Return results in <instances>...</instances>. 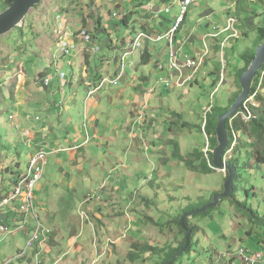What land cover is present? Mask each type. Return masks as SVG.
Masks as SVG:
<instances>
[{
  "label": "rangeland",
  "instance_id": "1",
  "mask_svg": "<svg viewBox=\"0 0 264 264\" xmlns=\"http://www.w3.org/2000/svg\"><path fill=\"white\" fill-rule=\"evenodd\" d=\"M145 3L149 1L42 0L28 14L21 27L0 36V77L5 74L6 62L13 60L10 63L22 64L28 60V73L36 71L37 74L49 75L52 69V85L56 93H63L62 99L59 96L56 98V110L52 109L56 111L55 122L47 121L53 116L40 106H34L30 111V123L32 127L36 125V132L42 130L45 123L56 128L57 132L61 118L64 119V126L59 133L64 137L68 127L63 104L77 92L70 85L61 84L57 77L62 73H73V68L67 64L71 57H62L57 50L59 46L53 30L60 25L64 27L59 21L60 16L64 24L67 23L70 34L74 35L81 29L88 31L93 38V46L99 48L92 53H83L91 55L90 75L115 78L121 59L120 47L130 41L134 24L125 25L122 19L134 11V20L139 21ZM4 9L5 0H0V13ZM115 12L122 17L114 18ZM178 13V6L175 5L171 14H162L161 17L171 18ZM230 17L238 20L235 31L230 32H236L235 37L222 32ZM263 17L264 0H197L184 25L189 32H183V35L193 36L191 54L200 51L202 39L210 35L207 39L210 53L196 81L184 89L168 90L159 85L156 68L159 59L164 61L167 43H150L152 60L149 64L141 62L143 51L136 52L128 57L126 75L119 86L107 85L96 95H101L99 109L90 108L88 114L99 115L97 118L101 119V124L97 126L98 138H95L93 130H89L93 124L85 125L87 88L84 83H74L78 88L79 102L78 107L72 109L76 111L79 128L82 127L83 132H88L91 137L90 143L80 151L78 161H84L81 155H86L87 159L92 158L97 164L85 159L84 163L79 162L82 170L75 169L67 151L51 152V136L45 134L46 143L37 140L42 147L39 149L47 150L49 156L43 177L36 187L34 205L42 223L55 232V237L61 238L62 248L55 253V264H162L168 250L180 244L185 235L180 233L177 220L180 222L183 215L199 210L215 194H220L226 176L216 169L203 173L201 169L207 161L204 162L202 155L193 159L200 172L191 171L184 159H188L194 151L204 154L206 146H210L211 137L203 131L204 119L208 115L212 117L217 108L229 107L240 92L238 73L245 67V55L260 45L258 28L263 25ZM135 26L139 29V24ZM182 31L183 28L179 35ZM68 41L77 46L80 44L74 37H69ZM190 43L184 44V50ZM47 48L48 54L45 55ZM75 52L72 50L71 54ZM57 60L62 63L58 73ZM76 72L80 73L79 68L75 69ZM222 78L223 82L219 85ZM8 86L16 91L17 81L10 80ZM9 89H0L3 95L0 101L6 109L0 114V204L10 191L13 172L19 169V164L22 169L25 167L28 155L19 125L16 124L18 129L16 126L11 129L8 122V109L13 108ZM137 91L142 98L150 96L145 102L148 105L145 113L147 119H155V126L148 125L146 130L143 128L144 119H129V128L123 120V114H129V106L118 93L125 92L131 96ZM260 95L264 97V89L260 90ZM250 103L260 106L258 98ZM144 118L146 120V115ZM116 132L120 135L118 147L113 143ZM240 139L241 143L247 144L246 138L241 136ZM68 145L63 142L61 148ZM174 152L178 153L177 157ZM7 156L10 159H6ZM231 156L229 152L227 158ZM234 157L240 160L243 168L239 180L235 182L234 198L254 209L262 223H251L241 216L230 199L223 198L216 207L188 218L193 227L191 245L181 253L176 264H234L232 256L235 255L228 253H237L241 247L250 254L257 250L264 252V163L257 167L248 147ZM8 166L10 170H7ZM88 195L99 196L100 199L85 202ZM6 211L7 208H4L1 213ZM94 214H99L103 223L111 224L106 236L95 233L94 228L98 225ZM145 217L153 219L154 223L148 222ZM29 224L31 227L35 225L32 221ZM126 227L129 228L124 232ZM71 238L77 242L74 250L77 249L78 255L69 250L67 241ZM108 239L114 243L109 244ZM135 245L137 248L133 247ZM142 246L155 250H142ZM25 248L26 239L22 232L15 235L0 233V264L12 259V264H23L15 257ZM130 251L135 252L133 261L128 254ZM28 254H31L30 250ZM70 254L73 256L70 257ZM236 264L243 263L238 261Z\"/></svg>",
  "mask_w": 264,
  "mask_h": 264
},
{
  "label": "crops",
  "instance_id": "2",
  "mask_svg": "<svg viewBox=\"0 0 264 264\" xmlns=\"http://www.w3.org/2000/svg\"><path fill=\"white\" fill-rule=\"evenodd\" d=\"M147 0H145L146 2ZM150 1V0H148ZM166 3L169 0H161V2ZM158 3L156 4V6L158 8H162V4L164 3ZM146 4V3H145ZM144 4V5H145ZM144 5H142L141 10L143 11L140 15H139V21L138 20H134V11H131L130 14V20L129 23H134L133 24V28L136 30H142V26L143 24L146 22L147 26H143V30L145 31H150L152 33H160L163 32L165 30H167L170 26L171 23L173 22L174 17L176 16V14L171 15V18H167V17H157V18H153L145 9H143ZM60 16V15H58ZM57 16V17H58ZM170 17V16H168ZM59 21H61V23H63L64 27V31H66L70 37H72V34H70L67 30H68V26L67 23L66 25L64 24V22L62 21V17L60 16ZM188 21V17L186 22ZM83 23L85 24V19H83ZM139 24V29L136 28L135 24ZM186 24V23H185ZM85 26V25H84ZM100 26V23H99ZM83 30V29H81ZM133 30V29H132ZM54 31V30H53ZM80 31V30H79ZM77 31V32H79ZM76 32V33H77ZM183 32H189L187 29L184 28L183 26V31L182 34L179 35V42H182L185 44H189L192 41V38L189 39V41L184 40L186 37H184ZM183 36V37H182ZM197 46V45H196ZM82 46L79 45L77 46L78 49H80ZM121 48V47H120ZM77 51L72 55L70 54L69 57H71L69 59V61L67 60V64L69 66H71L73 68V73L71 75H66L64 73L59 74L58 79L60 80L59 82L61 84H66V85H70L72 88H74L75 90H77V92L74 93V96L72 97V99H69V97L66 100V104L64 103V110L66 112V117H65V124H66V128L68 127L66 133L64 134L65 136L63 137L62 134L59 133V131L62 130V126H64V119L62 120L61 118H59L58 122L60 123V126L58 127V131L56 132V128H51L50 125H46V123L43 126V129L40 130L39 132H36L35 130L37 129L34 125L32 127V124L30 123V111L33 110L34 106H40L41 109L44 108L45 110H47L48 112H51L53 118L50 119L48 118L47 121L49 122H55L56 121V111H53L52 109L56 110L57 104H56V98L57 96H59L61 99L63 97V93L62 92H58L56 93V89L53 87V83H51L50 86H46L45 82L47 80H51L52 77V69L50 70L49 75H46V73H39L37 74L36 71H30L28 73L26 66L29 64L28 60H26L27 62H23L22 64H19L18 62L15 63H10L13 60H10L9 62H6L5 64V74L0 77V89L2 87H7L9 89V82L12 79H15V81H17V90L15 91V89L10 90L9 92L11 94V102H12V107L13 108H9L8 112H9V123L11 124V129H14L16 124L19 125L20 130L22 131V135H23V142L27 147V151H28V155H27V159L25 161V169L27 166V163L31 157V155L37 151L39 148H42L41 145H39L37 143V140H43L45 143L47 141V138L45 136L49 135L51 136L52 142H53V147L51 148V152L52 153H58L60 152V149H64L65 151L68 152L69 154V160L71 161L72 164H75V167L73 168H77L79 170H82V167L79 165L81 162L84 163L85 159H87L86 155H81L84 156V161H78V156L80 155V151L84 150L86 148L84 144L85 141V137L86 134L83 132L82 127H80V124L76 121V111L73 110L72 108L74 106L78 105V96H79V92H78V88L77 86L74 85V83H84V85L87 88L88 91V86L90 84H92L93 82H95L96 80L100 79L101 77H103V75H90L89 73V67L91 64V55L88 54H81L79 53V51ZM147 49L150 50L149 46L147 45ZM193 43L191 42L189 47H186L184 52H193ZM58 50V49H57ZM48 54V48L46 50V54ZM166 54H167V48L165 51V55H163V60L165 61L166 59ZM55 56V55H54ZM54 56H53V63L55 64V60H54ZM165 57V58H164ZM67 58V56H66ZM65 58V59H66ZM159 61H162V59ZM158 61V62H159ZM60 61L57 60L56 62V69H57V73L60 70ZM79 68L80 73H75V69ZM51 74V75H50ZM125 78V77H124ZM54 79V78H53ZM149 80H147L148 82ZM53 82V81H52ZM146 83V82H144ZM131 86V83H130ZM152 91V90H151ZM149 92L151 97L154 96L153 92ZM135 95H131V96H127V94L125 92H120L118 93V96L120 97L121 100H125V103L129 106V114H123V120L125 121L126 126L129 128L130 124H129V119H135L137 120L139 115H146V120L144 118L143 122V128L144 130H146V126L148 125H153L155 126V119H147V113H145L146 111H148V107L146 109H143V106L145 104V102L148 100L147 97L150 96H145L144 98H142V95L137 91L135 92ZM0 96L3 97L2 94H0ZM94 98L93 102L92 99ZM91 99H88L86 96L85 99V112H84V118H86L87 121V125L88 124H93V126L90 127L89 130H93L94 132V136L95 138H98V130H97V126H99L101 124V119L97 118V115H89V109H99V103L101 102V95H98L96 97H93ZM1 100V98H0ZM144 100V103H142ZM110 102L112 103L113 101L110 100ZM78 107V106H77ZM133 108V109H132ZM6 109L5 107H3V104H1L0 101V114L2 112H4ZM65 114V113H64ZM76 122V123H75ZM141 123V122H140ZM84 126V125H83ZM18 127V126H16ZM75 130L73 132H71L70 130ZM28 134L27 137H25L24 135ZM115 137V139L113 140L114 146L118 147L119 144V137L120 135L116 134L113 136ZM67 138V139H65ZM65 139V141H63ZM67 143L69 144L68 147L65 148H61L62 143ZM43 146V145H42ZM47 151V150H46ZM48 152V151H47ZM164 153V152H161ZM6 159H10L8 156L6 157ZM163 160V158H161ZM88 162H93L94 164L95 161L92 158H88L87 159ZM3 166V165H2ZM1 168V167H0ZM23 168V169H24ZM21 167V164H19V169L16 172H13L15 175L16 174H22L24 173L25 169L23 170ZM2 170H4L2 168ZM7 170H10V167H7ZM14 175V176H15ZM14 179V177H13ZM75 182L72 183V185H74ZM10 187V186H9ZM134 207L136 206V203H133ZM93 218H95L97 220V225L95 226L94 230L95 233H97L98 235H104L108 234L111 230V224L107 223V222H102L101 217L99 216V214H94ZM148 217H145V219L147 220ZM148 222H152L154 223L153 219L148 218ZM22 222V218L21 216H19L17 214V212L11 210L10 208L7 209V211L4 213H1L0 210V226H4L9 228L10 230H14V228L17 225H21ZM92 226V225H91ZM99 228V231H98ZM33 227L30 226L29 222H28V231L27 234L25 231L22 230H18L15 228L14 230V235L16 233H23L24 238L27 239L29 238V235L32 233ZM1 233V232H0ZM110 240V239H108ZM84 241V240H82ZM69 243V250L73 251L74 250V246L76 245V241L75 239L71 238L67 241V245ZM62 248L61 245V238L59 236L55 237V232L53 233L52 231V235L49 238L48 243L46 244V246H44L43 251L41 252L40 255V259L43 261L44 264H55V262H53V260H55V253L58 252L60 249ZM74 255H78V251L77 249L74 250ZM68 255V254H67ZM66 255V256H67ZM62 256V255H61ZM65 256V257H66ZM73 256V254H70V257ZM34 252L31 251V254H28V256L24 259L23 264H34ZM29 262V263H28ZM264 264V263H263Z\"/></svg>",
  "mask_w": 264,
  "mask_h": 264
},
{
  "label": "built area",
  "instance_id": "3",
  "mask_svg": "<svg viewBox=\"0 0 264 264\" xmlns=\"http://www.w3.org/2000/svg\"><path fill=\"white\" fill-rule=\"evenodd\" d=\"M161 0H150L149 3H146L143 7L154 19L160 17L162 14L169 15L172 13V8L177 5L179 13L174 17L171 26L160 33H152L145 30H132L130 41L127 44L122 45L121 47V59L120 65L115 73L114 77L103 76L100 79L96 80L88 86L87 98L91 99L95 97L100 91H102L107 85L118 87L120 82L124 79L126 73L125 68L128 62V57L134 55L138 51H143L147 48V45L150 43H159L166 41L167 43V54L165 61L159 62L157 64V73H158V84L162 85L164 88L171 89H184L193 84L198 74L201 72L203 65L205 64L206 59L209 56L210 48L207 44V39L210 35L205 36L202 39V48L200 51H197L194 54L189 52H184V43L179 42L178 37L179 33L182 30L183 26L186 23L190 9L197 4V0H169L166 3L162 4V8H158L156 4L160 3ZM114 18H121L122 15L115 12L113 13ZM236 25H238V20L234 17H230L227 20V26L223 29L222 32L229 33V37H235L236 32L231 34L230 32L235 31ZM54 34L56 41L58 43V53L62 57L69 56L72 50L77 51V45H74L72 42H69V34L64 31L63 26L60 25L54 29ZM216 35H213L215 37ZM72 37L78 39L82 47L78 49L79 53H92L98 51L97 46H93V38L88 31L80 30L72 35ZM185 37V36H184ZM191 35L186 37L184 40L189 41ZM262 78L264 77V71L261 72ZM223 78L221 79V83ZM52 83L51 80L45 82L46 86H50ZM153 92V90L151 91ZM256 94L251 93L249 99L244 104V109L240 111L235 117L241 116L243 120L249 121L253 114L250 111L249 105L250 102L255 98ZM148 105L145 103L143 109H146ZM211 112V110H210ZM234 117V118H235ZM144 115H139L138 120L142 121ZM207 117H205L203 122V131L205 132ZM87 123L85 122V125ZM18 129V127H16ZM88 131V130H87ZM206 134V133H205ZM25 137L28 134L24 135ZM134 137V134L132 135ZM207 136V135H206ZM91 141V137L88 132L86 133L85 141L83 145H88ZM207 149L204 150V157L207 161V164L211 167L208 159V152L210 151L209 146H206ZM231 152V149L226 151L222 157V162L227 163L228 159L227 154ZM48 152L45 149H38L35 151L26 166L24 173L16 174L13 181L10 185V191L2 198V203L0 204V210L4 208L11 209L14 212L16 211L19 216L22 218V224L17 225L15 228L18 230L25 231L27 234L28 231V222L32 221L35 225L33 227L32 233L29 235V238L26 242V248L23 250L15 260L23 261L28 256V251L34 252V264H44L40 259L41 252L44 249V246L49 241L52 231L47 228L39 218L36 207L34 205V194L36 191L37 184L42 179L45 166L48 160ZM211 169H213L211 167ZM225 172V170H221ZM93 199L99 200L100 197L88 195L85 199V202H89ZM11 203H14L13 206H9ZM1 234L12 235L14 230H10L7 227H0ZM129 227H126L124 232L128 230ZM124 237V235H122ZM109 244L114 243L111 240H108ZM238 260L244 261L247 264H257L264 260L262 254H255L252 257H249L244 254L243 250L239 251V254H234ZM227 257V255H226ZM240 257V259H239ZM13 261V259H12ZM12 261L7 262L6 264H11Z\"/></svg>",
  "mask_w": 264,
  "mask_h": 264
},
{
  "label": "trees",
  "instance_id": "4",
  "mask_svg": "<svg viewBox=\"0 0 264 264\" xmlns=\"http://www.w3.org/2000/svg\"><path fill=\"white\" fill-rule=\"evenodd\" d=\"M13 1L14 0H5L4 11L13 3ZM130 16H131L130 13L126 14V16L122 19V21L124 22L125 25H129ZM134 30H136V29L133 28V31ZM192 37L193 36L191 35V38ZM258 37H259L258 38L259 44L263 43V41H264V17H263V25L259 26V28H258ZM178 40H179V38H178ZM255 53H256V49L253 52H251V53L248 52L245 55L246 56L245 67L242 68L240 70V72L238 73L239 78L243 74V72L249 67L250 63L252 62V60L255 57ZM151 60H152V55L150 54L149 50L147 48L144 49L142 54H141V62L143 64H149L151 62ZM159 62H162V61H159ZM263 71H264V66H263L262 70L260 71V73L258 74V77L255 79L254 84H253V88H252V95L256 94L255 99L258 98L259 102H260V106L252 105L251 103L249 105V108L253 114V117L249 121H245V120H243V118L241 116H237V117L232 118L231 120L227 121V124H226L227 130L229 132L228 137L230 140L229 144H228L227 151L231 149V154H232V156L228 159L227 163H231L233 165L235 171H236V176H235L234 185H233V193H232V196L228 199H230V202L233 204V206L241 213V216H243L244 218H248V220L251 223H262V219L258 216L257 212H255L254 209L248 207L247 204H245L244 202L238 201L237 199L234 198V195L236 193L235 182L239 180L241 173H242V170H243L242 165L240 163V160L238 158H235L234 156L236 154H240L241 150L244 149L245 147H248V150L250 151L253 163L257 167H259L260 164L264 163V106H263L264 105V97L260 95V90L264 89V77L262 78V76H261V72H263ZM239 87H240V92H241V85L240 84H239ZM240 92L231 101V104L229 107L217 108V109L213 108V110L215 109V113H213L212 117H209V115L207 117L205 133L208 137H211V143H212V144L209 143L210 151L208 152V159L210 161L209 162L210 164H212L211 151L216 146V140H217L216 127H217L218 117L220 115L226 113L230 109L231 105L234 103L235 99L238 97ZM201 131H202V129H201ZM241 136H242V138L244 137L247 139V141H248L247 144L241 143V139H240ZM230 137H231V139H230ZM209 142H210V139H209ZM224 154H225V152H224ZM201 155L204 158L203 160L205 162L206 159L204 157V154L194 151V152L189 154L188 159H184L185 165L191 171L200 172V170L196 169V166L193 163V159H194V157H200ZM174 156L177 157L178 153L174 152ZM201 171L203 173H208L211 171V167L208 166V164H204ZM226 177H224V180L226 179ZM200 214H202V213H200ZM176 224L178 225L180 233L185 235V232L182 230V228L180 226L179 219L177 220ZM184 226L186 229H188L190 231V238H191L190 239V245H191V240H192L191 234L193 233V227L189 224L188 218L184 220ZM190 245H189V247H190ZM185 246H186V242H185V236H184V238H182V241L180 242V244H178V246L176 248H170L168 250V254H166L164 260L162 261L163 262L162 264H168L169 261H171V259H173L177 254H179V256H177L170 263V264H176L178 258L182 256V254L180 252L182 251V249L185 248ZM133 247H136V245ZM146 249L155 250L154 248H149V247H143L142 248V250H146ZM240 250H243L244 254L249 256V257H252L255 254H262L264 256V252H262L260 250H257L253 254H250V253H248V251L244 247L239 248L237 253L231 252L228 254H239ZM134 253L135 252H133V251H130L128 253V254H130L129 257H130L131 261L135 260ZM228 254H222V255L226 256ZM232 260L234 261V264H236V262H238V261L240 263L247 264L244 261L238 260L237 257H233ZM263 263H264V260L261 261L260 263H257V264H263Z\"/></svg>",
  "mask_w": 264,
  "mask_h": 264
},
{
  "label": "water",
  "instance_id": "5",
  "mask_svg": "<svg viewBox=\"0 0 264 264\" xmlns=\"http://www.w3.org/2000/svg\"><path fill=\"white\" fill-rule=\"evenodd\" d=\"M42 0H14L13 3L3 12L0 13V36L7 35L15 28L21 27L28 14L41 3ZM264 66V41L261 43L255 53V57L249 67L240 76L241 92L231 105L230 109L218 117L216 127V146L211 151L213 169L218 171L225 170L226 179L223 184V190L220 194H215L211 201L197 211L189 212L180 219V226L185 232L186 246L182 252L190 245V231L185 228L184 220L198 213H205L209 209L217 206L218 202L223 198H230L233 193L234 179L236 171L231 163L222 162L224 152L227 151L229 144V132L227 130V121L234 118L240 111L244 109L245 102L249 99L255 79ZM176 255L172 260H174ZM169 261L168 264L171 263Z\"/></svg>",
  "mask_w": 264,
  "mask_h": 264
},
{
  "label": "bare ground",
  "instance_id": "6",
  "mask_svg": "<svg viewBox=\"0 0 264 264\" xmlns=\"http://www.w3.org/2000/svg\"><path fill=\"white\" fill-rule=\"evenodd\" d=\"M139 52H140V51H139ZM208 166H209V165H208ZM211 167L214 168L212 164H211ZM224 177H226V176H224Z\"/></svg>",
  "mask_w": 264,
  "mask_h": 264
}]
</instances>
